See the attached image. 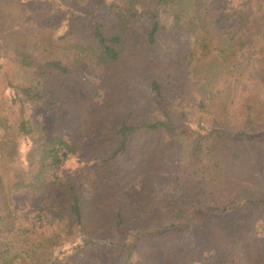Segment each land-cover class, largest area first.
Returning <instances> with one entry per match:
<instances>
[{"label":"trees","instance_id":"trees-1","mask_svg":"<svg viewBox=\"0 0 264 264\" xmlns=\"http://www.w3.org/2000/svg\"><path fill=\"white\" fill-rule=\"evenodd\" d=\"M25 3L9 0L0 8V58L4 43L25 70V81L9 85L20 105V131L34 141L30 172L2 163L0 264H83L92 249L118 264L136 257L142 264H200L217 254L231 264H264L260 217H252L257 207L264 214V145L257 138L264 130V90L241 87L228 97L210 82L192 85L197 49L178 46L175 35L201 36L202 49L207 36L197 27L207 28L211 17L201 1L126 0L127 12L143 17L139 24L123 13H101L100 3L87 10L82 0H58L56 16L37 30L14 26ZM162 7L171 25L163 23ZM262 16L242 13L230 47L205 46L227 61L251 60L264 48ZM85 58L106 82L95 109L99 85L85 74ZM5 99L0 103L7 106ZM31 100L63 113L53 116L52 131L26 116ZM0 128L9 137L2 116ZM186 128L194 132V151L178 178L179 192L130 197L132 183L164 169L169 137ZM68 152L96 161L95 191L58 172ZM26 188L47 196L48 218L39 215L38 229L9 201ZM183 234L197 235L201 246L181 247Z\"/></svg>","mask_w":264,"mask_h":264},{"label":"rangeland","instance_id":"rangeland-1","mask_svg":"<svg viewBox=\"0 0 264 264\" xmlns=\"http://www.w3.org/2000/svg\"><path fill=\"white\" fill-rule=\"evenodd\" d=\"M9 0H0V8H3ZM26 5L21 10L17 9L20 18L14 23V26L20 28H30L37 30L44 22L53 19L60 7L57 5L58 0H23ZM126 0H82L83 5L87 10H93L100 5L101 13L118 15L123 13L130 16L133 21L139 24L143 22V17L135 10L129 13L125 7ZM203 8L209 10L211 23L207 28L198 26L199 33L206 34V43H203L202 49L199 46L201 36H189L186 34L175 35L178 46H191L192 49H197L195 54V65L193 74L195 81L192 85L195 87L204 88L207 82H210L211 87L224 89L225 95L228 97L236 89H254L264 90V48L258 50L256 56L251 60L245 59L247 56L233 58L229 61L218 55L212 46L218 48H228L232 42L239 38L240 34V17L242 13L249 11H258L263 15L262 23H264V0H200ZM162 21L166 25H171L172 19L170 12L163 7L161 8ZM202 28V29H201ZM205 30V31H204ZM264 40V32L259 31ZM234 39V40H233ZM211 43V47L205 46ZM1 50L3 57L0 58V96L8 100L7 106L0 103V116H2L7 124L11 127L9 137H5L3 130L0 128V171L3 167L2 163L9 162L15 167L22 168L30 172L33 168L32 157L34 150V141L25 136L19 128V107L20 105L13 98V89L9 85L10 82L17 83L25 81V70L15 61L9 58L8 47L2 43ZM260 52V53H259ZM83 61V69L90 80L99 85V94L95 99L91 100L92 107L95 109L100 104L106 95V82L100 73L94 68L91 62L87 59ZM237 63L236 66L232 61ZM187 72V69H184ZM220 74V75H219ZM259 78V79H258ZM242 89V90H243ZM264 92V91H263ZM223 94V93H222ZM224 95V94H223ZM264 98V95H262ZM46 100L38 101L31 100L26 104V116L34 119V121L42 126L47 131H52L53 116H63L57 107L48 104ZM197 113V112H196ZM195 113V114H196ZM194 126V125H192ZM9 138V139H8ZM194 132L186 128L178 133L175 137H169L168 149L164 152V169L153 179L145 176L128 188V194L133 199L138 198L142 191H150L151 198L161 199L165 194L177 193L178 178L181 170L189 163L190 154L194 151ZM258 141L264 145V130L257 133ZM193 145V146H192ZM96 161H82L80 157L66 153L63 155V163L58 168V172L69 173L78 178L87 188L89 192L97 189V182L94 177V165ZM8 177L4 178L6 186ZM3 191V190H2ZM11 207L16 215L25 214L29 217V222L35 229L40 228L41 219L39 215L45 216V207L47 206L46 195H36L29 188L13 192L9 195ZM255 214L252 217L259 219L258 229L261 244L264 246V214L263 208H255ZM179 244L183 248L201 246L200 238L197 235L183 234L179 237ZM118 259H110L105 253L99 255L95 250H90L86 255L83 264H118ZM130 264H142L140 259L136 257ZM200 264H231L224 257L217 254L214 258L208 259Z\"/></svg>","mask_w":264,"mask_h":264}]
</instances>
